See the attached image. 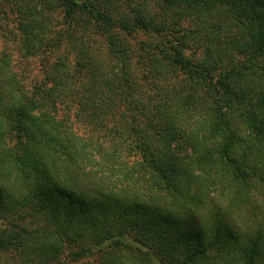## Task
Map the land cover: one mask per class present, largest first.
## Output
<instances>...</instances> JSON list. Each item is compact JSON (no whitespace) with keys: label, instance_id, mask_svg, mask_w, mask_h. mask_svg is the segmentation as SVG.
<instances>
[{"label":"trees","instance_id":"trees-1","mask_svg":"<svg viewBox=\"0 0 264 264\" xmlns=\"http://www.w3.org/2000/svg\"><path fill=\"white\" fill-rule=\"evenodd\" d=\"M0 42V264H264V0H0Z\"/></svg>","mask_w":264,"mask_h":264},{"label":"rangeland","instance_id":"rangeland-1","mask_svg":"<svg viewBox=\"0 0 264 264\" xmlns=\"http://www.w3.org/2000/svg\"><path fill=\"white\" fill-rule=\"evenodd\" d=\"M0 43H2V42H0ZM0 45H3V44H0ZM10 46H11V44H10ZM90 260H92V258L83 259L81 261H78L77 264H87V262ZM93 262H94V260H93Z\"/></svg>","mask_w":264,"mask_h":264}]
</instances>
